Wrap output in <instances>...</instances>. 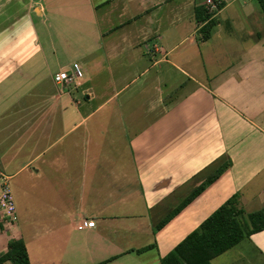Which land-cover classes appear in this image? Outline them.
Here are the masks:
<instances>
[{
  "label": "crops",
  "instance_id": "obj_1",
  "mask_svg": "<svg viewBox=\"0 0 264 264\" xmlns=\"http://www.w3.org/2000/svg\"><path fill=\"white\" fill-rule=\"evenodd\" d=\"M38 1L66 16L85 8L94 29L73 64L102 62L80 90H60L53 73V91L38 92L43 79L24 75L34 62L0 58V173L31 201L32 217L48 212L49 227L30 238L20 223L2 227V264H12L17 242L31 264H160L235 195L246 213L264 212V0H221L207 40L198 20L207 0ZM21 81L35 89L24 94ZM69 90L77 96L66 101ZM212 264H264V232Z\"/></svg>",
  "mask_w": 264,
  "mask_h": 264
},
{
  "label": "rangeland",
  "instance_id": "obj_2",
  "mask_svg": "<svg viewBox=\"0 0 264 264\" xmlns=\"http://www.w3.org/2000/svg\"><path fill=\"white\" fill-rule=\"evenodd\" d=\"M61 3V6H66V3H68L78 7L82 5L84 7L86 4H84L83 0H67V2L63 0ZM56 7L58 6L56 5ZM54 11L55 8L53 3L41 2L38 0H0V58L7 59L9 63L19 60H31L34 62V69L36 71L29 73L25 70L24 75L28 76L33 74L38 80L40 78L43 79V87H38V92H40L41 89L48 92L53 91L51 75L57 73L61 68L80 60L83 50H86L90 46L87 33L94 29V24H92L91 18H88L85 8L77 10L80 12L73 14L75 17L69 14L66 16V13H62V11L58 13ZM63 15L70 18H64ZM74 27L76 30L84 32V34H69L70 32L66 29ZM53 44L55 45L54 48ZM206 52L207 50H205V53ZM93 60L94 59L84 68L85 78L80 82H85L86 80L89 82V77L93 70L97 72V65L102 61ZM9 66L10 65H7L8 70ZM208 69L210 71H215L217 68L209 65ZM91 84L92 82H90L89 85ZM81 87L78 89L80 90ZM17 88L25 94L30 88L34 90L35 86L33 82L24 83V81H21L18 83ZM70 91L71 90L66 91V101H71L74 96H77L75 95L77 92L70 93ZM98 104L99 101L92 103V110H89L96 111ZM127 110H129V108H127ZM106 111L107 109L99 114L103 115ZM99 114L88 123L89 127L95 125V123L102 118ZM74 123L73 119L68 122L70 125ZM23 178L24 177L21 176L19 180ZM15 182L16 181L13 182L10 180V187L20 225L23 228L27 227L29 234L34 230L46 234L49 229L47 223L48 212L40 208L39 210H34L35 217H32V209L30 208L32 207L31 201H27V198L20 193L16 194L14 190ZM19 198H21V204H19ZM27 204L29 206L28 210L26 209ZM32 222L35 224L33 227ZM31 235L32 233L28 237L30 238ZM53 256L55 258L54 260L58 259L56 252H54Z\"/></svg>",
  "mask_w": 264,
  "mask_h": 264
},
{
  "label": "trees",
  "instance_id": "obj_3",
  "mask_svg": "<svg viewBox=\"0 0 264 264\" xmlns=\"http://www.w3.org/2000/svg\"><path fill=\"white\" fill-rule=\"evenodd\" d=\"M206 9L205 11H200L202 16L198 20L200 23H205L202 32L207 40L216 24L211 19L212 15ZM230 167L229 163L219 167L178 208L155 227L154 231H160L177 217L185 207L218 181ZM1 229L2 227L0 226ZM262 232H264V212L246 213L241 207L239 195H235L204 221L199 229L190 234L168 256L163 258L160 264H212L216 258L237 247L242 242L249 240L253 235ZM16 246H18L19 250L10 258L11 263L31 264L28 251L23 247V244L17 242ZM153 247L137 251V253L142 254ZM1 259L2 255L0 253V264H2Z\"/></svg>",
  "mask_w": 264,
  "mask_h": 264
},
{
  "label": "built area",
  "instance_id": "obj_4",
  "mask_svg": "<svg viewBox=\"0 0 264 264\" xmlns=\"http://www.w3.org/2000/svg\"><path fill=\"white\" fill-rule=\"evenodd\" d=\"M221 0H207L206 8L212 16L219 11ZM85 74L78 63H74L66 70H61L53 77L55 85L60 90H68L76 88L80 81L84 79ZM19 223L18 215L15 209L14 199L10 187V180L0 173V226L17 228ZM87 228H94V222H88Z\"/></svg>",
  "mask_w": 264,
  "mask_h": 264
}]
</instances>
